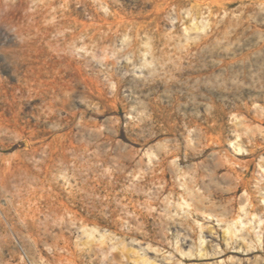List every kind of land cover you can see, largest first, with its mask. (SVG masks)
Listing matches in <instances>:
<instances>
[{
    "label": "rangeland",
    "instance_id": "obj_1",
    "mask_svg": "<svg viewBox=\"0 0 264 264\" xmlns=\"http://www.w3.org/2000/svg\"><path fill=\"white\" fill-rule=\"evenodd\" d=\"M52 1L0 0V264H264V5Z\"/></svg>",
    "mask_w": 264,
    "mask_h": 264
},
{
    "label": "bare ground",
    "instance_id": "obj_2",
    "mask_svg": "<svg viewBox=\"0 0 264 264\" xmlns=\"http://www.w3.org/2000/svg\"><path fill=\"white\" fill-rule=\"evenodd\" d=\"M63 1L64 0H54L49 5L52 6V5H55L57 2H63ZM101 1H102V3L108 9H111L112 8L111 7V4H110V2L108 0H101ZM252 1L255 2V3H257V4H263L264 5V0H252ZM197 2H200V0H197ZM103 4H102V6H103ZM208 4H210V3L208 2ZM97 11L98 10H96V12ZM94 17H95V20L93 21L94 23H92V24L83 23L84 27H83V29L81 31V34L82 35H87V37H88L89 31L92 30L93 31V34H92V36L90 38H91V40L93 42L99 40L97 37L102 32H105V33L109 34V36H110V37L108 36V38H106V41H109L112 38L113 34H119L120 33L122 35V32L121 31L124 29V26H125V24L127 22L126 21L127 20V17H125L124 15H122L121 12L114 11V10H112L111 12L108 11V14L106 16H102L101 14L98 13V15H96ZM128 28H129V26H128ZM124 34H125V32H124ZM99 44H100V42H99ZM126 52H127V54H131L132 53V48L128 47L127 50H126ZM110 62H112V61H110ZM113 63H115V62L113 61ZM108 64H110V63H108ZM107 67H108V65H107ZM110 75H111V73H110ZM111 77L114 79V75H111ZM122 83H123V80H121V81L118 82L119 85H121ZM200 136L201 135L198 134V137H200ZM203 137H204V135H202V138ZM234 148H235V151L238 152V153L245 152L244 148L241 147V146H236V147L234 146ZM192 149H193V147L192 148H189V147L187 148V156L190 157V158L192 157V151H191ZM250 153L253 155V154H255V151L253 150ZM167 154H168L169 157H174V156L175 157L176 156L178 157L180 155V149H176V150H173L172 149L171 151H168ZM164 159H165V157L162 158L160 156L159 161L157 163V166H159L160 169L163 172L166 173V169H165L164 164H163ZM221 162H222V164L224 166H228L229 167L230 175H232L233 177H236V179H238V181L240 182L237 185V189L239 187H242L243 186L244 190L246 191L247 190V181L244 179V176L245 175L244 174L242 175L240 173V170L239 169H242L244 171L245 170L247 171L249 169V164L248 163H245V162H243V163L242 162H236V160H234L232 158H228V157L226 158V160H223L222 159ZM165 191H166V189L163 188L162 189V192H165ZM238 219L239 220H237V221L238 222H241L243 224L242 217L240 216ZM236 225L237 224L235 223L234 224V227ZM34 235H36V234H34ZM35 248H36L37 258H39L40 261L44 262L43 264H83L85 259L88 260L89 264H97V261L96 260H92L91 254H85V253H81V252L79 254L78 253V250H75L74 247L72 246V244L69 241H67V240H65L64 243H61L60 241L53 242L50 245V250H51V254L50 255H46V253L43 251V249L41 248V243H40V240L39 239H36L35 240ZM145 264H149V263L146 262Z\"/></svg>",
    "mask_w": 264,
    "mask_h": 264
}]
</instances>
